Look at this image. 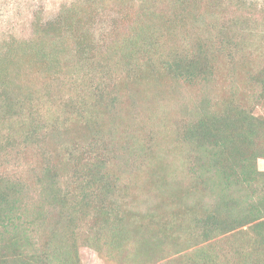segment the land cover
<instances>
[{"label": "trees", "instance_id": "obj_1", "mask_svg": "<svg viewBox=\"0 0 264 264\" xmlns=\"http://www.w3.org/2000/svg\"><path fill=\"white\" fill-rule=\"evenodd\" d=\"M169 1L171 10L135 23L105 51L103 42L91 36L96 10L86 8L90 2L65 6L48 21L37 18L32 37L0 45V112L16 114L23 107L27 92L18 82L23 66L42 75L48 100L70 110L58 132L66 138L58 139L63 151L42 145L39 133L45 127L57 132L49 120L34 115L36 123L24 128L41 147L38 207L20 183L0 173V264H80L81 244L122 264H264V170L258 167V159L264 158L263 59L250 74L251 99L242 100L234 92L216 101L205 96L174 123L172 134L185 155L181 170L169 162L162 176L170 212L144 233L118 211L100 154L79 153L78 138L70 135L83 134L105 112L114 111L116 92L106 99L101 83L117 71L135 75L139 53L149 51L147 40L154 35L149 22L164 23L166 40L175 41L158 62L151 52L149 70L206 90L214 65L200 37L192 35L202 28L194 2ZM74 74L91 80L90 88H76L77 102L52 96L57 88L48 79H72ZM40 102L36 93V110ZM49 129L45 139L53 136ZM37 220L46 234L34 238L28 227ZM86 224L89 231L80 233ZM183 236L192 249L181 246Z\"/></svg>", "mask_w": 264, "mask_h": 264}, {"label": "rangeland", "instance_id": "obj_2", "mask_svg": "<svg viewBox=\"0 0 264 264\" xmlns=\"http://www.w3.org/2000/svg\"><path fill=\"white\" fill-rule=\"evenodd\" d=\"M84 2H90L87 9L96 10V23L91 24L90 31L94 42H103V51L116 36L125 35L135 23L159 16L173 5L169 0H0V45L13 39H29L37 18L51 20L63 7ZM191 3L202 27L199 32L192 31V35L200 37L214 65V79L206 90L201 88L203 85H190L163 72L149 70L151 52L158 62V57H166L167 45L175 44V41L168 43L166 40L164 23L149 22L148 27L154 30V35L147 40L151 45L149 51L139 53L138 72L134 76H123L117 71L101 83L106 99L116 92L114 111L105 112L102 119L95 121L83 134L70 133L74 139L78 138L79 153L89 150L91 155L100 154L105 174L112 182L118 211L126 222L138 226L143 233L156 221L166 220L170 212L162 195V176L169 162L181 170L180 160L185 155L182 142L172 134L174 123L185 116L187 108H192L205 96L216 101L234 92L242 100L251 99L250 74L264 60V0H191ZM30 69L32 67L23 66L19 72L18 82L27 92L22 94L23 107L16 114L0 112V173L5 179L20 183L31 199L36 198L33 201L38 207L41 186L36 165L40 163L41 147L36 140L27 137L24 128L36 123L34 115L49 120L57 132L49 129L52 126L45 127L44 131L49 129L53 136L45 139L47 135L41 131L42 145L46 150L63 151L58 139L66 138L58 132L70 110L48 100L42 88V75L27 72ZM77 76L79 80H75ZM90 82L83 74H74L72 79H48V84L57 88L52 89V96L75 103L76 88L79 91L90 88ZM36 93L41 101L37 110ZM88 94L93 93L89 91ZM258 167L264 170V158L258 159ZM89 224L84 225L80 233L89 231ZM28 230L34 238L46 234L40 220L33 226L30 224ZM181 242L185 251L193 248L184 236ZM79 256L80 264H122L82 244Z\"/></svg>", "mask_w": 264, "mask_h": 264}]
</instances>
